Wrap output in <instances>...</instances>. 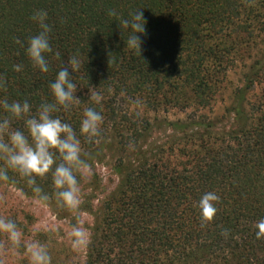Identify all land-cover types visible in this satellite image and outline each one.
I'll list each match as a JSON object with an SVG mask.
<instances>
[{"label":"trees","instance_id":"obj_1","mask_svg":"<svg viewBox=\"0 0 264 264\" xmlns=\"http://www.w3.org/2000/svg\"><path fill=\"white\" fill-rule=\"evenodd\" d=\"M41 10L51 27L47 73L26 54L39 32L31 17ZM136 11L147 21L141 53L126 46L128 33L118 27ZM73 56L80 62L72 73L79 100L67 110L57 106L53 116L77 132L89 165L97 149H111V139L125 153L133 149L117 161L119 182L100 207L86 209L87 195L82 201L80 209L94 218L84 264H264V237L257 239L264 220V0H0V100L27 101L31 115L55 103L49 86ZM246 62L222 121L202 115L229 70ZM87 108L103 116L94 139L79 134ZM168 108L191 109V118L145 116ZM12 128L26 131L24 120ZM158 131L161 138L151 140ZM36 184L56 217L69 220L73 209L57 201L51 172ZM1 187L38 200L27 178L10 169ZM208 192L220 199L205 223L198 201Z\"/></svg>","mask_w":264,"mask_h":264},{"label":"clouds","instance_id":"obj_2","mask_svg":"<svg viewBox=\"0 0 264 264\" xmlns=\"http://www.w3.org/2000/svg\"><path fill=\"white\" fill-rule=\"evenodd\" d=\"M110 16H117L113 10ZM31 19L37 23L39 32L30 38L26 54L33 66L41 73L49 71V62L46 55L52 52L49 34L51 27L47 20V12L37 11ZM119 29L128 33L126 46L141 53V36H145L147 21L143 11L131 13L128 18H119ZM57 57L59 54H56ZM79 60L73 56L67 61V67L62 66L50 84L55 103H42L34 115H31V106L27 101L9 103L6 99L0 100V109L7 115L0 118V182L8 181V170H12L27 178L33 193L41 204H47L49 196L36 184V178H42L51 172L52 181L56 189L55 196L61 206L77 209L80 205V186L77 172H85L90 165L81 158V141L73 127L53 113L57 106L70 109L79 98L76 96L77 85L73 82L72 73L78 70ZM14 70L19 72L22 65H15ZM3 81L0 80V87ZM91 99L100 103L102 97L92 92ZM24 120L26 131L13 129V120ZM103 116L94 108L84 110L80 122V136L94 139L100 136ZM57 156L60 163H56ZM219 196L214 192L205 193L198 201V208L202 221L207 223L214 219L217 212L216 203ZM203 226V225H202ZM257 239L264 237V220L257 224ZM0 234H5L13 246L21 243L22 232L14 221L0 218ZM227 236V232H222ZM71 246L79 250L90 241L87 229L79 224L73 225L71 232ZM26 252L29 264H51L52 257L45 245L38 241L28 243Z\"/></svg>","mask_w":264,"mask_h":264},{"label":"rangeland","instance_id":"obj_3","mask_svg":"<svg viewBox=\"0 0 264 264\" xmlns=\"http://www.w3.org/2000/svg\"><path fill=\"white\" fill-rule=\"evenodd\" d=\"M249 62L246 64L237 63L227 74L224 83L225 88L215 97V102L211 109L201 111L211 121H222L225 110L230 106L232 101V92L235 88L240 87L243 83V74L247 72ZM260 92V86L256 87L249 94L250 100L255 94ZM142 113V108H140ZM191 109L181 112L177 109H167V112L161 110L157 114L148 112L147 118L168 121H186L191 118ZM161 138V132H155L152 139ZM110 150L97 149V153L91 155L90 169L80 172V205L73 209L69 220H61L56 217L55 209L49 205L41 204L35 198L23 196L17 189L12 187L0 188V218L14 221L22 232L21 243L18 246L8 241L5 234H0V264H29V257L26 252L28 243L38 241L45 245L52 257L51 264H84L85 249L74 250L71 246L70 232L73 225L89 229L94 223L92 215L84 213L80 208L82 201L89 198L86 209H97L101 201L109 194L115 191L119 182V176L115 173L114 167L118 160H127L132 156L133 149L129 152H123L117 145L116 140L108 141ZM99 148V147H98ZM85 158L89 154L81 151ZM89 158V159H90ZM92 189H95L92 191ZM85 195L86 198H85ZM84 204V203H83ZM86 205V204H85Z\"/></svg>","mask_w":264,"mask_h":264}]
</instances>
